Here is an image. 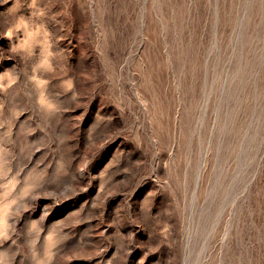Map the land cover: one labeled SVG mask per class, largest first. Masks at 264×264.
Returning a JSON list of instances; mask_svg holds the SVG:
<instances>
[{"label": "rangeland", "instance_id": "374dc122", "mask_svg": "<svg viewBox=\"0 0 264 264\" xmlns=\"http://www.w3.org/2000/svg\"><path fill=\"white\" fill-rule=\"evenodd\" d=\"M0 264H264V0H0Z\"/></svg>", "mask_w": 264, "mask_h": 264}]
</instances>
